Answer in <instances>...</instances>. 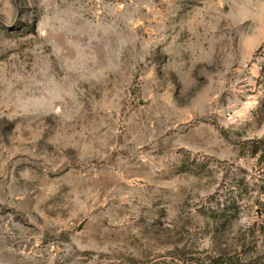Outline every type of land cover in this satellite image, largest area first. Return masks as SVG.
Masks as SVG:
<instances>
[{
	"label": "rangeland",
	"instance_id": "374dc122",
	"mask_svg": "<svg viewBox=\"0 0 264 264\" xmlns=\"http://www.w3.org/2000/svg\"><path fill=\"white\" fill-rule=\"evenodd\" d=\"M0 264H264V0H0Z\"/></svg>",
	"mask_w": 264,
	"mask_h": 264
}]
</instances>
